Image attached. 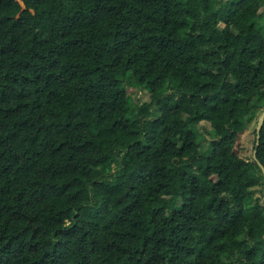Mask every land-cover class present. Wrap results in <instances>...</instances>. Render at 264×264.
I'll use <instances>...</instances> for the list:
<instances>
[{"label": "trees", "instance_id": "1", "mask_svg": "<svg viewBox=\"0 0 264 264\" xmlns=\"http://www.w3.org/2000/svg\"><path fill=\"white\" fill-rule=\"evenodd\" d=\"M262 18L264 0H0V264H264V173L239 155Z\"/></svg>", "mask_w": 264, "mask_h": 264}, {"label": "rangeland", "instance_id": "2", "mask_svg": "<svg viewBox=\"0 0 264 264\" xmlns=\"http://www.w3.org/2000/svg\"><path fill=\"white\" fill-rule=\"evenodd\" d=\"M261 26L264 31V18L260 21ZM138 99H141V102H145L148 99L147 94L143 90H135L134 92ZM264 106L259 108L258 106H251L246 114L247 123L249 124V127L247 131L241 136L240 142H239V155L241 157L250 159L254 156L255 151V139L257 138V135L255 134V130H257V124L260 116L262 115L261 110H263ZM197 133L200 134V146L203 148V150H207L209 146V142L212 140V136L209 134L210 131V124L207 122H202L199 126V129L196 130ZM256 193L258 196L261 197V199H264V188H258L256 190Z\"/></svg>", "mask_w": 264, "mask_h": 264}, {"label": "water", "instance_id": "3", "mask_svg": "<svg viewBox=\"0 0 264 264\" xmlns=\"http://www.w3.org/2000/svg\"><path fill=\"white\" fill-rule=\"evenodd\" d=\"M264 124V112L262 113V115L260 116L259 120H258V124H257V144H256V149L254 151V158L255 160L258 161L259 166L261 167L263 173H264V165L258 160L257 158V147L260 144V138H261V130Z\"/></svg>", "mask_w": 264, "mask_h": 264}]
</instances>
